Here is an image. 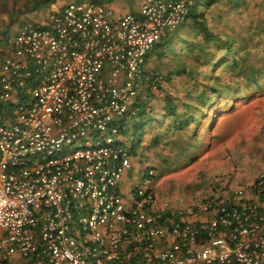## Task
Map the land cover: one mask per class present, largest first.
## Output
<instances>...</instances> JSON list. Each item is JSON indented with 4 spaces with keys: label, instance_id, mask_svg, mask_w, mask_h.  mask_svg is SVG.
Returning a JSON list of instances; mask_svg holds the SVG:
<instances>
[{
    "label": "built area",
    "instance_id": "2783aa9c",
    "mask_svg": "<svg viewBox=\"0 0 264 264\" xmlns=\"http://www.w3.org/2000/svg\"><path fill=\"white\" fill-rule=\"evenodd\" d=\"M191 1L68 2L0 50V264H264V207L241 187L167 211L149 186L120 194L119 122L164 87L146 56ZM251 186L264 193V170Z\"/></svg>",
    "mask_w": 264,
    "mask_h": 264
},
{
    "label": "trees",
    "instance_id": "16d2710c",
    "mask_svg": "<svg viewBox=\"0 0 264 264\" xmlns=\"http://www.w3.org/2000/svg\"><path fill=\"white\" fill-rule=\"evenodd\" d=\"M222 6L226 7V11H219ZM231 10L234 12H227ZM227 13L230 19L228 16L225 18V28L237 29L240 21L246 20V38L233 40L226 37L225 30L219 24ZM263 22L264 0L191 1L182 23L155 43L152 49L157 51L159 57L169 55L176 62H184L186 58L192 57L194 64L190 63V68L183 64L181 67L169 69L164 75L166 86L155 91L147 87V98L139 101L137 115L124 117L119 122L121 136L124 138L130 135L129 143L126 140V147L131 158L141 160L147 154L146 150L161 140H164L163 145L167 144L175 130L179 133L185 132L200 144L199 141L203 138L194 128L187 127L190 123L198 122L199 127L201 120H205L207 116L214 119L221 112L216 106L220 101L232 103L236 99L240 100L242 80L250 79L256 85L255 92L259 91L258 78L264 76V67L256 66L259 60L256 52L259 48L255 43L249 42L247 37L250 29H257L260 25V38L264 41ZM182 32L186 35L183 36ZM174 44V48L168 50ZM235 44L237 50H234ZM249 54L250 58L247 60ZM201 70L206 81L197 78L201 76ZM181 81L186 84H181ZM214 97H218L219 101ZM186 98H193L192 103L185 101ZM213 110L216 111L212 112ZM148 132H155L149 142L145 141V134ZM152 168L154 167H150ZM215 197L220 199L219 196Z\"/></svg>",
    "mask_w": 264,
    "mask_h": 264
},
{
    "label": "rangeland",
    "instance_id": "374dc122",
    "mask_svg": "<svg viewBox=\"0 0 264 264\" xmlns=\"http://www.w3.org/2000/svg\"><path fill=\"white\" fill-rule=\"evenodd\" d=\"M68 1H84V0H57V2H52L49 4V1H43L40 0H27L25 3H17L14 6L9 7L10 5L5 3L4 6V0L0 1V40L6 39V38H12L14 34L16 33V30H18L19 25L23 22H35L40 25L46 24L48 20V15L50 12L54 11L58 6H60L64 2ZM127 0H100L99 2L114 8L115 10L121 11V12H127V10H130V4H126ZM130 1V0H129ZM137 5H141L144 0H132ZM121 2H124L125 4H122ZM124 5V6H123ZM225 10L226 7L222 6L219 8L220 10ZM232 11V10H231ZM227 11L229 13H233L234 11ZM227 16L230 19V16L227 15L222 19L223 22L219 24V27H222L223 30H225L226 37L233 39V40H240L242 37L246 38V30H245V23L246 20L242 19L240 21L239 27L237 29H232L231 27L225 28V21ZM242 17L243 14H241ZM232 20V19H231ZM230 20V21H231ZM229 21V20H228ZM264 23V22H263ZM261 26L258 25L257 29H253L249 31L248 39L249 42L255 43V45L259 48V50L256 52L257 56L256 58L259 59L256 63V66L264 67V51H263V44L264 41H262V38H260V32H261ZM225 28V29H224ZM182 35H186L182 32ZM175 46L170 45L168 47L169 49H173ZM1 47V46H0ZM234 50H237L236 44L234 45ZM167 51V49H166ZM169 53V52H168ZM250 58V54L246 59L248 60ZM192 57L186 58L184 62L182 61H174L171 56L167 57H158L156 58V53H150L146 56V62H145V68L146 69H154L155 72H160L161 74L165 75L166 72H168L169 69H173L175 67H181V65L186 64L187 68L191 67L190 63L194 64V61L192 60ZM201 69V68H200ZM219 72V70L217 71ZM201 76H198V79L205 80V76L203 75V70H201ZM261 79L258 78V84L260 86L259 91L255 92V87L250 79L242 80L243 82L240 83L242 94L240 97H242L240 100L236 99L232 103H224L223 101H220L217 103V107L221 109V112L218 113V115L213 119L212 116H207L205 120H201L200 126L198 127V122H194V131H198L200 136H203V139L199 141V145L204 144V147H199L197 150L198 156H190L188 154H183L181 157H177V155L170 157L165 156L164 158L159 157L158 164L154 165L152 168L154 170V173L152 175V179L147 178V167L151 166L147 162H137L136 164L132 165V168L130 172L127 174L124 180V184L122 186V189L120 191V194L123 197L124 201H128L131 199V189L139 187V186H151V182L156 197L154 202V209H156L158 206H161L160 209L167 211L170 209H176V208H188L193 205H197L205 198H208L210 196H219L221 199H223V196H227L228 187H222L223 184H225L228 181V178H226L225 173L223 170L219 171L216 169L221 168V164H224L223 157H222V149L225 145L224 143L221 145V143H215L212 146V150H207L206 146L209 144V132H211L212 128H214L216 122L218 121V117L220 114L224 113L225 111L229 112H236L238 110L242 111V109L246 108L247 111H244L248 114L256 113V110L252 109L255 107L254 105H258L257 107L260 108V112L262 113L261 117L264 120V76H260ZM206 81V80H205ZM184 82V83H183ZM241 82V81H240ZM181 84H186L185 81H181ZM190 84V83H188ZM166 86V81L165 85ZM168 87V86H167ZM233 97V96H232ZM216 101L218 100V97H214ZM185 101L191 102L193 101V98H186ZM239 101V102H238ZM192 103V102H191ZM216 104V102H215ZM231 105V106H230ZM216 110H213L214 112ZM211 112V113H212ZM155 115V114H154ZM201 116V114H198ZM199 118V117H198ZM232 128L237 129L239 128L238 125H234L233 123H229ZM228 124V125H229ZM245 124V123H244ZM246 125V124H245ZM198 127V128H197ZM251 134V132H249ZM190 137V136H189ZM125 140H127L129 143L130 141V135H127V137H124ZM179 139L181 137L178 136ZM132 139V138H131ZM236 140V139H235ZM256 142L258 141V137H255ZM176 143H174L170 148H176V153L179 152L178 146H175ZM234 145V144H233ZM244 141L239 144V147L244 149ZM235 146V145H234ZM201 148V149H200ZM254 149V148H253ZM252 149V150H253ZM250 150V151H252ZM157 160V159H156ZM228 163V161H227ZM231 163V162H230ZM259 168V167H257ZM230 183V182H229ZM227 183V184H229ZM226 184V185H227ZM231 184V183H230ZM232 189L236 188L235 184H231ZM222 187V188H220ZM248 195H251L247 190L246 187L240 186ZM225 188V189H224Z\"/></svg>",
    "mask_w": 264,
    "mask_h": 264
},
{
    "label": "crops",
    "instance_id": "0c3cea01",
    "mask_svg": "<svg viewBox=\"0 0 264 264\" xmlns=\"http://www.w3.org/2000/svg\"><path fill=\"white\" fill-rule=\"evenodd\" d=\"M4 1L5 2L2 6H4L5 3L7 2V4L10 5L9 7H11V6L16 5L17 3L18 4L23 3V2L25 3L27 0H4ZM39 1L40 0H38V2ZM46 1H49V4H51L52 2H57V0H46ZM93 1L99 2L100 0H93ZM68 2L62 3L60 6H58V8H56L52 12H57L61 10L62 7ZM75 2H78V1H75ZM125 2L126 4L131 5L130 10H127V12H131L134 14H137L139 12L140 4L137 5L132 0L130 1L127 0ZM121 3L125 4L124 2H121ZM21 24L19 25V27L21 26ZM18 30H16V33L18 32ZM16 33L14 35H16ZM9 40L10 38L0 40V46H1L0 50L3 49V46ZM7 46L8 45H6V48ZM151 52L156 53V58L159 57V55L157 54V51H155L154 49H152L148 54H150ZM153 70L149 69L148 71H153ZM156 73H160V72H156ZM254 106L255 107H253L252 109L256 110V113L253 112L251 114H248L244 112V111H247V109L244 108L242 109V111L238 110L232 113L229 111H225L224 113L220 114V116L218 117V121L216 122L217 124H215L214 128L211 129L212 131L208 133L209 134V144L206 146L205 151L212 150L211 148L213 144L215 143L219 142L222 145L224 143L223 141L225 140V145L223 146V149H222V157L224 158L223 159L224 164H221L222 165L220 166L221 168L216 169V171L223 170V172L226 175V178H228V181L225 184H223L222 187H224L229 182L231 184L236 185L235 189H237L238 187L242 185L246 187V190L251 194V195H248L245 192L244 198L251 200L252 202H255L258 205L264 207V193L261 191L254 190L251 186L258 172L264 170V120L261 117H259L260 115L262 116V113L260 112V108L257 107L258 105H254ZM229 123L238 125L239 128L234 129L231 127ZM193 125L194 123H190L187 127L191 128ZM249 132H251V134ZM152 134H155V132H152ZM152 134L149 132L146 133L145 136L147 138L145 139V141H148V142L152 141L151 140ZM157 135H160V134L157 132ZM178 136L181 137V139H179ZM200 137L203 138V136H200ZM255 137H258L257 142L255 140ZM168 140L169 142H167V144L163 145L164 140H161L157 144L150 146V148L146 150L147 154L144 157H142L141 160H136L135 157L131 158L132 165L136 164L137 162L145 161L149 165L151 164V166H154L152 165V163L158 164V162L160 161L159 157L164 158L167 155L170 157H173L175 155H177V157H181L183 154L186 153L190 156L196 157L198 156V152H197V150H199L198 148L204 147V144L202 143L200 146H198L199 144L197 143V141L194 138L189 137V135L186 134L185 132L180 131L179 133V131H176V130L169 137ZM243 141L245 144L244 149L239 147V144L242 143ZM174 143H176L175 146H178L179 148L178 153H176V148H170V146H172ZM131 168L126 172L125 177L130 172ZM148 169H150V167ZM146 177L149 179H152L151 176L148 177V171H147ZM152 183L153 182H151L150 188L154 190ZM230 183L227 184L228 190L230 192H228L227 196L225 197L223 196V199L229 200L230 202H234V201H237V197L234 195L235 189L231 191L232 187L234 186H232ZM155 198H158V197H156L155 195ZM160 207L161 206H158L157 209H160Z\"/></svg>",
    "mask_w": 264,
    "mask_h": 264
}]
</instances>
